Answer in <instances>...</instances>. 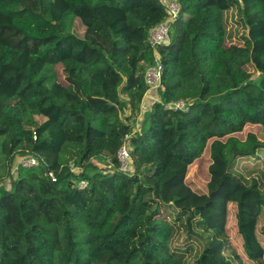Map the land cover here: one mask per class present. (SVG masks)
I'll list each match as a JSON object with an SVG mask.
<instances>
[{
	"label": "trees",
	"instance_id": "1",
	"mask_svg": "<svg viewBox=\"0 0 264 264\" xmlns=\"http://www.w3.org/2000/svg\"><path fill=\"white\" fill-rule=\"evenodd\" d=\"M71 1L0 0V141L11 181L0 184V264H181L160 220L166 206L192 234L197 217L220 235L235 217L245 263L264 264V188L232 171L264 149V0H177L180 18L159 48L160 102L141 132L149 38L164 6ZM228 13L245 28L235 44ZM179 101L189 110L166 109ZM127 134L131 174L118 161ZM24 155L39 167L14 171ZM99 157L114 169H71ZM224 251L216 239L195 264H233Z\"/></svg>",
	"mask_w": 264,
	"mask_h": 264
},
{
	"label": "rangeland",
	"instance_id": "2",
	"mask_svg": "<svg viewBox=\"0 0 264 264\" xmlns=\"http://www.w3.org/2000/svg\"><path fill=\"white\" fill-rule=\"evenodd\" d=\"M72 3L74 2L71 1ZM228 30L229 32H233V41H229L228 43L235 44L241 38V34H243L245 28L239 22L238 19H232V13H228ZM236 18V17H235ZM238 20V21H237ZM234 32H238V35H235ZM251 71L253 68H250ZM64 73L62 69L59 70V78L61 81H65ZM160 101V99H158ZM144 110V109H143ZM143 112H141V115ZM143 116V115H142ZM140 116L136 127L135 132H141L142 119ZM39 123L45 121V118L37 117ZM260 140L264 141V127L258 134ZM90 161L84 163L80 166L79 170H73L77 174L83 172L84 169H87V172L91 174L92 167H95L98 171H111L114 169L113 164L110 159H106L104 157H99L96 160L92 161L91 166ZM14 161V165H15ZM202 163H197L191 167L190 170V180L197 181L195 179V175L197 171L202 168ZM4 157L1 153V141H0V184H3V180L10 175H7L8 171L5 168ZM132 166V165H131ZM72 169V168H71ZM134 171V167L132 166V172ZM232 171L242 178L245 181L257 180L261 187L264 188V149L260 150L257 154L256 158H247V159H239L232 168ZM15 172H13L14 174ZM206 181L205 178H202L201 182L204 183ZM5 182V181H4ZM163 220L167 222L169 226L172 227L174 233L171 239V250L173 254L180 260L181 264H195L198 258L200 257L204 247L206 244L211 243L212 241L219 239L225 243V251L224 255L226 258L232 262L233 264H246V254L244 252L242 242L239 240L237 236V231L234 222L235 217L230 216L229 222V231L224 235H220L215 231H207L202 221L199 217H197L193 221V231L194 234L188 231L186 226V219L182 212L174 209L172 206H166L163 209ZM264 221H261V225ZM130 245L127 246L129 248Z\"/></svg>",
	"mask_w": 264,
	"mask_h": 264
},
{
	"label": "built area",
	"instance_id": "3",
	"mask_svg": "<svg viewBox=\"0 0 264 264\" xmlns=\"http://www.w3.org/2000/svg\"><path fill=\"white\" fill-rule=\"evenodd\" d=\"M164 6L167 18L165 21L160 23L154 29L151 30L149 43L151 48L154 51L155 61L153 64L149 65L146 69V83L149 87L148 92L156 91L162 87V78H163V65L160 60L159 48L162 46H167L170 43V34L173 24L179 20L181 14V7L177 0H160ZM168 110H182L188 111V105L184 101H179L176 103H171L166 105ZM34 134V140H37L36 131ZM133 134H127L123 138L122 146L118 151V161L120 163V171L124 174L132 173V147L131 139ZM14 171L19 167L25 169H34L39 167V160L32 155L17 156L15 159ZM73 170H79L80 167L72 166ZM82 173V172H81ZM77 174V173H76ZM49 178L53 183L58 181L57 176L54 172L49 174ZM88 183L86 180H80L75 183V187L79 190H83L87 187Z\"/></svg>",
	"mask_w": 264,
	"mask_h": 264
},
{
	"label": "crops",
	"instance_id": "4",
	"mask_svg": "<svg viewBox=\"0 0 264 264\" xmlns=\"http://www.w3.org/2000/svg\"><path fill=\"white\" fill-rule=\"evenodd\" d=\"M158 99H160L158 92H156V91L148 92L147 95L145 96L143 104H142L143 114L146 111L150 110L154 103L160 102ZM142 115H141V117H142ZM3 184L6 188H10L9 187L11 185L10 179H6V181L3 182Z\"/></svg>",
	"mask_w": 264,
	"mask_h": 264
}]
</instances>
